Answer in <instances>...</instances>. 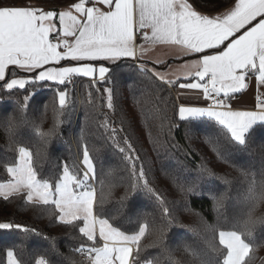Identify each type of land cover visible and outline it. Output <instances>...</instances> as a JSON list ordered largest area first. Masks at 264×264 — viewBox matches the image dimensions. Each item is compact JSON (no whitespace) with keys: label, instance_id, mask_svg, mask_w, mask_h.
Instances as JSON below:
<instances>
[{"label":"snow or ice","instance_id":"snow-or-ice-1","mask_svg":"<svg viewBox=\"0 0 264 264\" xmlns=\"http://www.w3.org/2000/svg\"><path fill=\"white\" fill-rule=\"evenodd\" d=\"M224 2L230 5L227 10L213 15L212 12L201 11L196 0H68L62 5L64 10L58 12L31 3L16 4L0 0V81L3 82L0 87L8 91L23 90V101H18V104L21 113H24L31 99L26 85L43 86L40 82L51 81L53 87L64 86L55 92L53 104L58 102L59 107L53 108V128L48 133H42L37 128L41 137L51 136L63 123L60 117L64 115L69 102L66 82H71L75 76L92 77L95 81L98 73L99 79L105 84L113 83L108 77L112 69L104 65L98 68L89 63L60 67L46 65H59L65 60L116 63L121 58L136 59L138 36L149 45L176 46L181 50L180 56H197L190 67L195 69L194 75L199 80L180 82L179 87L199 90L205 100H212L213 103L208 107L180 106L179 119L214 122L216 132L206 136V142L219 159L239 172L240 187L236 189L239 203L233 208L227 226L206 225L212 235L206 241L205 248L196 250L184 243L177 249L191 257L189 264H250L253 250L258 246L254 233L258 224L264 225V217L253 215L257 207L264 203V141L258 145L262 154L259 172L250 166L246 167L244 163L233 164L226 155L234 158L250 155L257 144L253 136L255 126L264 127V99L257 98V111H233L230 106L233 94L246 88L245 81L249 75L255 76L257 83L264 85V0H235L234 5H231L230 0ZM57 18L58 27L55 24ZM54 31L57 43H53L50 38ZM60 37L74 39L69 42ZM139 47L140 55L143 56L144 45ZM138 67L141 75L146 74V65L138 64ZM16 69L35 74L31 77L21 76ZM152 71L163 84L175 87L177 81L169 79L167 74L154 69ZM189 75L193 73H185L186 77ZM95 86L93 83L92 87ZM103 91L107 94V107L114 110V89L106 86ZM101 126L106 130L109 128L107 118ZM12 129L13 124L10 122L9 133ZM110 139L130 165L132 173V181L114 215L104 218L103 214L98 215L96 212L97 204L102 208L107 202L111 185H106L104 179L99 180L101 190L98 200L96 188L90 183L97 180L96 158L87 144L83 146L79 161L83 165L82 175L75 162L71 166L64 162L51 178L41 177L32 151L21 144L16 149V159L5 163L10 179L7 183H0V196L5 200L17 196L25 206L31 205L37 211H50L57 222L78 229L80 236L90 243L81 241L79 247L71 250L85 256L89 264H136L133 246L138 255L140 242L150 227L159 233L158 243L162 253H167L171 258L172 250L164 240L168 229L179 221L166 206L164 196L150 186L143 166L137 170L139 155L130 139L127 136L122 141L118 139L114 127L111 128ZM10 142L17 143L11 136ZM105 148L101 144L95 151L101 153ZM36 156H40L39 150ZM111 173L112 169H108L107 174ZM204 174L221 179L227 185L218 197L212 195L213 207L219 216L226 209L225 201L230 199L234 181L228 179L227 174L216 177L210 169L201 166V176ZM106 186L109 189L107 193L104 190ZM178 187L187 196L194 192L197 185L186 187L179 184ZM139 190L155 197L161 204L166 223L159 227L150 225L151 214L144 213L142 216L138 214L132 229L122 230V225L113 221H118L125 214V202ZM50 206L54 207L50 209ZM77 222H82V226ZM12 229L25 233L35 231L19 224L0 223V230ZM129 231L131 234H128ZM217 236L218 245L215 242ZM45 239L51 241L52 251L57 252L55 239ZM260 239L264 241V236ZM101 241L103 244L99 246ZM6 264H23V261L12 249H8ZM36 264L52 262L41 256Z\"/></svg>","mask_w":264,"mask_h":264},{"label":"trees","instance_id":"trees-1","mask_svg":"<svg viewBox=\"0 0 264 264\" xmlns=\"http://www.w3.org/2000/svg\"><path fill=\"white\" fill-rule=\"evenodd\" d=\"M10 3H31L44 9L58 12L59 7L68 3V0H9ZM201 11L216 13L227 9L224 0H196ZM235 0H230L231 5ZM58 27V18L55 20ZM52 40H57L55 32L50 34ZM61 38V37H60ZM134 60L120 59L116 63L109 61H89L93 65H104L112 69L108 74L112 84L95 79L74 77V84L67 83L69 102L63 121L51 136L41 137L53 128V108H58V102L53 104L57 89L63 85L51 86L53 82H40L43 86H29L31 99L26 112L21 113L18 101H23V90L8 91L0 87V183L9 180L5 170V163L14 161L18 155V146L25 145L32 151L38 171L43 178H51L64 162L69 166L75 162L83 174V165L79 164L82 158V149L85 144L93 157L96 158L97 170V199L100 197V179L106 185H111L107 202L96 205L98 215L104 218L114 215L120 207L121 197L125 196L126 188L132 181L130 165L122 154L115 148L110 139L111 128L117 130L121 141L127 136L139 155L136 161L137 170L143 166L146 178L151 187L160 192L167 201V207L179 223H174L166 233L164 243L172 250L171 258L162 253L158 243L159 233L150 227L142 238L137 255L134 246L133 256L136 264H189L191 257L177 249L184 243L194 249L206 247V241L211 237L206 225L227 226L231 221L233 208L238 205L236 189L240 187L239 172L229 163L219 159L206 142V136L216 132L214 122L206 119L201 121H181L178 114V105L174 96V88L163 84L152 73L151 67L146 64V74L141 75L139 67L133 64ZM137 61V60H136ZM82 64L83 62L61 61L63 63ZM141 64V63H139ZM21 76L31 77L35 73H24L15 70ZM11 78V76H9ZM76 83L79 84L78 90ZM95 83V87H92ZM3 82L0 81V85ZM162 85V87H160ZM113 88L114 110L107 107V94L104 87ZM35 88L33 91L32 88ZM91 93V102H89ZM107 118L109 128L101 126ZM13 124L9 133V123ZM34 125L36 127H34ZM174 125V126H173ZM123 129V131H121ZM83 130V132H82ZM11 139L17 143H11ZM83 136V138H82ZM257 142L253 151L246 157L234 158L227 155L233 164L244 163L257 172L261 168L262 154L259 142L264 141V127L255 126L253 133ZM45 140L47 143H45ZM101 144L106 146L105 151L97 153L95 149ZM39 150L40 156L36 153ZM201 166L210 169L216 177H223L234 181L235 187L230 199L225 201L226 209L218 216L213 207L212 195L217 197L227 185L223 180L201 176ZM108 169H112L108 175ZM259 179V176H257ZM179 184L187 186L197 185L193 193L183 195ZM105 192L109 191L105 187ZM125 214L118 221L122 230L132 229L138 214H151L149 224L157 227L166 223L163 218L161 204L147 192L139 190L125 202ZM54 206H50V209ZM254 217H264V203H261ZM131 218V222H130ZM0 223L19 224L25 228L34 229V232H21L16 229L0 230V264H6V252L12 249L14 254L23 261V264H36L41 257H45L52 264H89L71 249L79 247L86 238L80 236L78 229L66 226L52 218L49 212L34 210L33 206H25L22 199L11 196L5 200L0 196ZM82 225V222H77ZM39 233V235H37ZM131 234V231L128 232ZM254 235L257 238V247L253 250L250 264H264V225H257ZM54 238L57 252H53L51 241L45 238ZM218 245V236L215 241ZM101 245V242H100ZM99 245V246H100Z\"/></svg>","mask_w":264,"mask_h":264},{"label":"crops","instance_id":"crops-1","mask_svg":"<svg viewBox=\"0 0 264 264\" xmlns=\"http://www.w3.org/2000/svg\"><path fill=\"white\" fill-rule=\"evenodd\" d=\"M234 3L232 5H234ZM88 6H91V5H88ZM46 10H51V9L48 8ZM62 10H64V8L62 6L59 7L58 11H62ZM104 10H107V9L105 8ZM226 10L227 9L213 13V15L219 14L220 12H224ZM61 39H67L69 42H71L74 38L73 37H67V38L61 37ZM52 42L57 43V41L56 42L52 41ZM141 44L144 45V55L143 56L140 55L139 45ZM59 51H63V49H59ZM180 52H181L180 48L176 46L163 45V44H154V45L146 44L138 36L137 37V57L136 59H132V58H121V59L137 60L139 63L146 64L147 66L151 67L152 70L156 68V72L167 74L169 79L177 81L176 87L174 88V96H175V99L178 105V110L180 106L208 107L209 100L204 99L202 92H200L199 90L181 89L179 87L180 82H184V83L197 82L199 80V78L194 75L195 69H192L190 67L191 63L195 59H197V56L195 54L189 55V56H180ZM65 61H70V60H65ZM71 62H77V61H71ZM82 62L84 63V62H89V61H82ZM91 65L97 68L101 66V64H98V65L91 64ZM185 65H188L189 67H185ZM60 66H78V64L67 62V63H63L59 65H55V64L46 65L45 67H60ZM189 71H191L193 75H189L186 77L185 73ZM76 77H84V76H75V78ZM84 78L93 80L92 77H84ZM96 79L100 80L98 77V73H97ZM199 82L204 83L205 81H199ZM245 83L247 85L246 88L243 89L239 93L233 94V98L230 100V106L233 111H257L258 110L255 105V102L258 97L262 98L264 96V85L258 84L255 79V76L253 75H249ZM97 238H98V232H97ZM102 244L103 242L101 241L100 246H102Z\"/></svg>","mask_w":264,"mask_h":264},{"label":"built area","instance_id":"built-area-1","mask_svg":"<svg viewBox=\"0 0 264 264\" xmlns=\"http://www.w3.org/2000/svg\"><path fill=\"white\" fill-rule=\"evenodd\" d=\"M133 64H134L135 66L138 67L139 62L136 61V60H134V61H133ZM69 83L72 84V85L74 84V77L72 78V81L69 82ZM75 85H76V89L78 90L79 84L76 83ZM261 99H264V96H263ZM258 102H259V101H258V99H257L256 102H255L256 107H257V105H258ZM212 103H213L212 100H209V105H211ZM90 183L93 185V187L96 188V183H95V181H90ZM96 191H97V188H96ZM133 250H134V246H133ZM78 255H79L80 258H82V259H84V260L87 261V259H86L85 256H83V255H81V254H79V253H78ZM130 260H131V258H130Z\"/></svg>","mask_w":264,"mask_h":264},{"label":"rangeland","instance_id":"rangeland-1","mask_svg":"<svg viewBox=\"0 0 264 264\" xmlns=\"http://www.w3.org/2000/svg\"><path fill=\"white\" fill-rule=\"evenodd\" d=\"M54 32H55V31H54ZM51 40H52V39H51ZM52 41H54V42L57 41V42H58V39H57V40H52ZM154 70L156 71V68H155ZM79 161H80V160H79ZM79 164H80V163H79ZM9 179H10V178H9ZM8 181H9V180H8ZM8 181H7V182H8ZM7 182H5V183H7ZM81 226H82V225H81Z\"/></svg>","mask_w":264,"mask_h":264}]
</instances>
